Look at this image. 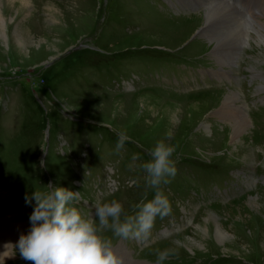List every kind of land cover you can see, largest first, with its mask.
Listing matches in <instances>:
<instances>
[{"label": "rangeland", "instance_id": "rangeland-1", "mask_svg": "<svg viewBox=\"0 0 264 264\" xmlns=\"http://www.w3.org/2000/svg\"><path fill=\"white\" fill-rule=\"evenodd\" d=\"M255 1L250 10L264 7V0ZM241 6L234 0H0V226L9 221L19 237L27 234L35 201L27 204L26 196L49 184L80 192L77 206L86 214L113 199L133 214L145 195L154 197L142 165L164 141L178 145L177 173L163 186L171 212L156 218L154 233L141 236L139 246L133 243L145 256L138 254L139 263H156L168 251L163 264H264V185L255 188L252 178L264 175V46L254 43L264 13L250 18ZM215 7L244 21L243 49V39L222 29L226 43L216 52L199 38L205 13ZM199 67L216 90L176 85L180 74L192 80ZM232 92L233 108L249 124L238 134L235 122L219 114ZM120 132L130 140L117 151ZM208 172L244 196L227 203L231 195H198L191 175ZM251 196L259 197L257 207ZM18 238L7 241L10 255L0 264H31L14 247ZM130 252L120 250L122 264H139L127 261Z\"/></svg>", "mask_w": 264, "mask_h": 264}, {"label": "clouds", "instance_id": "clouds-1", "mask_svg": "<svg viewBox=\"0 0 264 264\" xmlns=\"http://www.w3.org/2000/svg\"><path fill=\"white\" fill-rule=\"evenodd\" d=\"M169 139L171 133L168 134ZM116 150H121L130 137L118 133ZM178 145L159 142L152 150V159L142 165L146 172V187L154 190L151 200L145 198L134 205L133 214H124L123 205L113 199L95 207V215H89L77 205L80 192L65 187L44 185L43 191L26 196V203L35 201L30 216L31 229L22 234L17 245L20 256L31 264H122L105 238L106 230L117 236L147 238L157 217L171 212L168 196L163 186L177 173L178 158L174 153ZM136 159V157H133ZM41 161V165H44ZM168 251L159 252L156 264H163Z\"/></svg>", "mask_w": 264, "mask_h": 264}, {"label": "bare ground", "instance_id": "bare-ground-1", "mask_svg": "<svg viewBox=\"0 0 264 264\" xmlns=\"http://www.w3.org/2000/svg\"><path fill=\"white\" fill-rule=\"evenodd\" d=\"M210 3L212 6H215L214 3H212V2H210ZM210 3H208V4L210 5ZM215 8H216V10L211 9L207 13H205L204 22H203L202 26H200V30L198 32L200 34L199 38H201L202 40L205 39L207 41H210L212 43L213 47L215 48L214 52H216L218 50V48H220L221 46H223L226 43L224 36L220 35L217 31V29H222V30L230 32L236 38L243 39L241 47L239 48V50L243 49L244 48V40H245L243 34H245V33L243 31L244 28H243L242 23L244 21H241V19H239L235 15L228 12L227 9L218 10L217 7H215ZM216 16L224 17L225 22L223 24H217L215 22ZM254 34L257 36V39L255 40L254 43L259 44V46L263 47L264 46V27H259L258 30H255ZM252 40H254V38ZM237 52L238 51L230 52L229 55L236 57ZM231 94L232 95H230V96L229 95L226 96L224 98V100L222 101V109H221V112L219 114L223 115V118H226V119H229L230 121L235 122L234 134H238L245 127L249 126V124L245 119H243V117L241 116V114L238 113V111L236 112L237 109L233 108V105H232L233 100L232 99H233V96H236V95L233 92ZM249 201H250L251 206L257 207L259 197L251 196L249 198ZM3 223H4V225L0 226V229H3L7 233L8 238L6 241L3 240L1 238L2 234L0 232V245H1L0 246V263L3 262L5 259H7L10 255V252H9L10 251L9 250L10 244H7V241L10 239L16 240L19 237V231L17 228H14L13 224H11L9 221H5ZM218 233H220V231H218ZM220 234H222V233H220Z\"/></svg>", "mask_w": 264, "mask_h": 264}]
</instances>
